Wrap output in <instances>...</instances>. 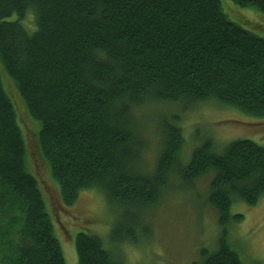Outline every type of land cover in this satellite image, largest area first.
<instances>
[{"label":"trees","instance_id":"16d2710c","mask_svg":"<svg viewBox=\"0 0 264 264\" xmlns=\"http://www.w3.org/2000/svg\"><path fill=\"white\" fill-rule=\"evenodd\" d=\"M232 1L264 13V0ZM0 63L40 122L33 148L65 205L96 187L122 207L118 238L136 240L171 169L189 182L213 172L206 202L222 233L201 264H250L225 226L242 219L232 202L264 194V145L235 139L218 152L207 139L182 166L181 128L163 120L147 171L136 122L148 102L180 99L264 119V37L229 19L220 0H0ZM17 116L0 79V264H66ZM74 246L78 264H125L95 234L77 232Z\"/></svg>","mask_w":264,"mask_h":264},{"label":"rangeland","instance_id":"374dc122","mask_svg":"<svg viewBox=\"0 0 264 264\" xmlns=\"http://www.w3.org/2000/svg\"><path fill=\"white\" fill-rule=\"evenodd\" d=\"M220 1L229 19L264 37V13L260 9L232 0ZM0 79L16 113L18 110L17 123L27 136L28 155L45 189L48 202L45 197L44 200L52 214L54 231L66 264H78L74 237L80 231L99 236L105 247L121 256L125 264H201L205 254L216 248L222 227L217 223L214 209L206 202L213 172L189 182L180 176V166L171 169L168 188L142 218L147 230L136 229V240L126 236L118 238L116 224L121 219L122 207L111 203L96 187L82 190L71 205H65L58 184L51 179L37 148H33L35 136L29 131H38L40 122L27 115L17 89L1 63ZM163 120H172L181 128L184 144L178 159L182 166L190 160L194 148L207 139L212 140L218 152L235 139H250L264 145V119L247 115L235 107L213 99L195 103L184 99L169 103L148 102L136 113L139 132L147 141L143 154L147 171L154 169L157 162ZM235 213L241 214L242 219L232 220L225 226L227 239L234 241L237 251L249 256L250 264H264V194L253 205L241 200L232 202L230 214ZM118 233L124 235V228L120 227Z\"/></svg>","mask_w":264,"mask_h":264}]
</instances>
